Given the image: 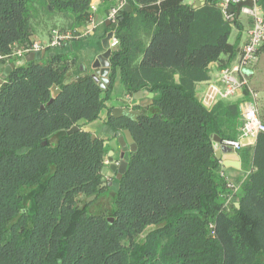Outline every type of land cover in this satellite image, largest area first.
<instances>
[{
  "label": "trees",
  "instance_id": "trees-1",
  "mask_svg": "<svg viewBox=\"0 0 264 264\" xmlns=\"http://www.w3.org/2000/svg\"><path fill=\"white\" fill-rule=\"evenodd\" d=\"M127 3L111 28L107 87L91 73L70 79L75 60L65 55L0 58V78L15 64L0 84V264H264V133L240 149L249 174L237 206L214 141L239 138L241 99L208 106L197 93L210 64L236 54L232 25L214 4ZM91 15V0H0V55L30 46L54 18L78 32ZM117 82L123 95L154 97L134 106L137 118L108 108L106 123L137 144L109 184L111 147L85 126Z\"/></svg>",
  "mask_w": 264,
  "mask_h": 264
},
{
  "label": "crops",
  "instance_id": "crops-1",
  "mask_svg": "<svg viewBox=\"0 0 264 264\" xmlns=\"http://www.w3.org/2000/svg\"><path fill=\"white\" fill-rule=\"evenodd\" d=\"M185 3L193 6L194 8H199L205 6L206 4H211V5L214 4L216 5L217 8H219L218 4L214 2V0H185ZM121 5H123V7H121V10H124L126 8V5L129 4L127 3V0H91V7H92L91 17L94 22V26L92 27V29L90 31H87V27L84 28L80 27L78 30L79 35L73 38L72 40H70L69 42H67L65 45L59 48H51V47L44 48L47 50V54L43 59L50 56L51 54L49 53L51 52H54L55 54L65 55L70 60L74 59L75 63L73 64L70 70V79H75L77 77L89 73H94L95 70L94 62L100 54L106 51V48L104 46V40L109 34V32L113 31L111 29L113 28L112 23L108 22L110 20L109 19L110 12L113 8H118ZM259 6L262 12L264 13V0H260ZM233 12H235L237 21L234 22L233 24L230 23L233 27V30L229 41L232 44L236 45L237 51L229 64H232L233 62L238 60L242 48L248 40L249 30L252 27V20H251L252 18L250 16L240 13L238 14L237 7H235V10ZM46 32L47 31H41V30L38 31L32 37V40H34L33 42L39 41L43 44H47L51 38V35H49ZM28 54H26L25 56L26 59ZM225 58L226 55H223V59ZM22 61L23 59L21 58L19 59L18 62H22ZM7 65L8 64H5L3 69H5ZM221 67L222 66L219 61L212 62L209 66L208 78L197 84V93L201 98L204 96L209 83L217 79ZM245 72L248 78L249 87L252 90H254L255 89L254 86L256 82L260 81L261 79H264V43L261 45L259 49L257 61L252 63L250 67H248L245 70ZM116 87H117V91H116L117 93L113 95L112 98L108 101L107 108L104 109L103 112L101 113V118L85 126L86 130H90L96 133L97 136L103 139L113 134L110 127L106 123L109 113L108 108L111 106L122 107L123 105H125V103L122 104V101L123 100L126 101L125 99L126 96L123 95V91L120 88L118 82L116 83ZM149 95L150 92L143 91V96L137 99L139 104L142 105L149 104L151 102V98ZM235 97L236 99L243 100L245 98L244 92L232 97V99L233 98L235 99ZM256 142L257 139H253L250 141H245L244 145L254 147ZM219 150H220V156H219L220 172L232 185L233 193H234V187L236 191H239L241 184L249 174V170H248L249 168L243 165V160L241 158L240 150L236 151L231 147L224 146L222 142L219 143ZM232 199H238V198L233 197Z\"/></svg>",
  "mask_w": 264,
  "mask_h": 264
},
{
  "label": "built area",
  "instance_id": "built-area-1",
  "mask_svg": "<svg viewBox=\"0 0 264 264\" xmlns=\"http://www.w3.org/2000/svg\"><path fill=\"white\" fill-rule=\"evenodd\" d=\"M214 2L218 4L225 19L231 24L237 18L235 12L230 11L231 6L237 7L239 4H243L240 9V14L248 15L252 18V27L249 30L248 40L244 44L238 60L220 69L217 79L209 83L208 89L202 97L203 102L209 106L220 99H228L241 94L245 88L248 89V95H245L240 105L243 125L239 138H226L222 140L223 145L239 151L244 146L245 141L257 139L261 133H264V121L260 115L257 94L249 87L245 72L252 63L257 61L259 49L264 43V13L259 6L260 0H214ZM247 2H252L253 5H247ZM121 7L123 5L111 10L109 19L112 22L118 20ZM93 26L94 22L91 17L87 31H90ZM78 35V32H62L54 29L47 44L35 41L25 48L16 47L10 56L0 55V58L23 57L29 52L38 51L47 47L59 48ZM117 43L118 40L114 36L111 46L114 47ZM229 186L232 187L231 184Z\"/></svg>",
  "mask_w": 264,
  "mask_h": 264
},
{
  "label": "water",
  "instance_id": "water-1",
  "mask_svg": "<svg viewBox=\"0 0 264 264\" xmlns=\"http://www.w3.org/2000/svg\"><path fill=\"white\" fill-rule=\"evenodd\" d=\"M246 4L247 5H253L252 2H247ZM242 6H243V4H239L237 6V13L238 14L240 13V9ZM127 9H130L129 5H126V8L124 10H121V12L119 13V16H118V20L116 22H112L111 20L108 21L109 23H112V27H116L123 20L124 12ZM234 10H235V7L231 6L230 11L233 12ZM113 38H114V31H111V32H109V34L107 35V37L104 40V46L106 48V51L104 53L100 54L94 62V68H95L94 77L97 79V81H99V83L102 87H106L107 84L109 83V73L111 70L110 56L112 54L111 44L113 43ZM46 54H47L46 49L34 51V52H31L27 55V59L28 60H33V59H39L40 60V59H43L46 56ZM49 54L54 55L55 53L51 52ZM14 66H15V64L11 63L5 67V69L3 70L2 77L0 78V84L4 81V78L9 75V73L11 72V70ZM60 92H61V90L59 89V87L57 85H54L52 88V98H51L50 102H52L59 95ZM142 96H143V91L141 90V91H138L134 95V98L139 99ZM149 96H150V98H153L154 93L150 92ZM141 112H142V110L128 109L127 107H114L113 108V115L115 117H122V116L127 115V116H131L133 118H137L141 114ZM115 136H117L118 142L120 143L121 147H125L127 144H129L131 151L137 150V144L135 142V139H134L130 129H125L123 131L122 135H120L119 133H115ZM94 138H95V135H93V139ZM221 142H222L221 138L216 136L215 141H214V146H215L216 155L218 156V158L220 156L219 143H221ZM222 148H224V147H222ZM114 154H115L114 150H110L108 152V156H109L110 161H113ZM127 167H128L127 160H123L120 165L112 162L110 164V166H104L102 172L105 174L108 171V169H110L113 172H118L117 177L121 178L123 176V174L125 173V171L127 170ZM105 184L106 183H104V185Z\"/></svg>",
  "mask_w": 264,
  "mask_h": 264
},
{
  "label": "flooded vegetation",
  "instance_id": "flooded-vegetation-1",
  "mask_svg": "<svg viewBox=\"0 0 264 264\" xmlns=\"http://www.w3.org/2000/svg\"><path fill=\"white\" fill-rule=\"evenodd\" d=\"M115 36V35H114ZM113 48V47H112ZM95 71V70H94ZM111 71V70H110ZM93 76H94V74H95V72L94 73H91ZM110 74V73H109ZM109 82H110V80H109ZM109 84V83H108ZM107 84V85H108ZM107 87V86H106ZM122 96V95H121ZM120 96V97H121ZM124 96H126L125 97V99H126V101H122V103H125V105H123L122 107H127L128 109H134V106L136 105V104H139V102H138V100L137 99H135L134 98V96H130V95H124ZM151 100H152V98H151ZM137 101V102H136ZM121 103V102H120ZM118 107H121V106H118ZM112 114H113V111H112ZM108 125V124H107ZM109 126V125H108ZM110 127V129H111V131L113 132V134H111V135H109L107 138H105V140H106V144H108L109 143V141H110V138H115L116 139V143H117V149H115L114 151H115V154H114V156H113V161H110V159H109V156L107 155V159H106V165L105 166H110V164L112 163V162H114V163H117V164H121V162L123 161V160H127V158H128V156H129V153H130V151H131V149H130V145L129 144H127L125 147H121L120 146V143L118 142V138H117V136H115V133H117V132H114V130L111 128V126H109ZM120 135H122L123 134V132H121V133H119ZM93 135H95V137H97V134L96 133H94ZM99 137V136H98ZM110 147H111V150H113L112 149V145H110ZM123 154V155H122ZM108 161V162H107ZM128 162V161H127ZM104 174V173H103ZM107 175H110V176H107ZM105 176L109 179V184H112L113 182H114V180L116 179L115 177H117L118 176V172H113V171H111L110 169H108V171L105 173Z\"/></svg>",
  "mask_w": 264,
  "mask_h": 264
},
{
  "label": "rangeland",
  "instance_id": "rangeland-1",
  "mask_svg": "<svg viewBox=\"0 0 264 264\" xmlns=\"http://www.w3.org/2000/svg\"><path fill=\"white\" fill-rule=\"evenodd\" d=\"M66 22V20H63V19H57V18H54L53 19V21H51L50 22V24H57V27H53V26H50L46 31V33H48L49 35H51L52 34V31L54 30V29H57V30H60V31H62V32H69L68 30L69 29H62V25L64 24ZM7 58V57H6ZM4 62H7V61H4ZM7 64H10L9 62L7 63ZM4 66H5V63L3 64V68H4ZM4 70V69H3ZM255 89H254V91L256 92V94H257V102H258V106H259V111H260V115H261V118L263 119V121H264V79H261L260 81H258V82H256V84H255ZM207 89H208V87H207ZM206 89V90H207ZM228 99H230V100H234V98L232 99V97L231 98H228ZM235 99H236V97H235ZM123 104V103H122ZM118 107V106H117ZM108 146H110V145H112V149L113 150H115V149H117L118 147H117V143H116V139L115 138H110V141H109V143L107 144ZM108 162V161H107ZM105 165H106V161H105ZM107 176H110V175H107ZM105 179L107 180V181H109V179L105 176ZM232 188V187H231ZM238 191H236V189H235V187H234V193H233V195L230 197V199H229V201H230V203L231 202H235L236 203V205L237 206H239L238 204H239V202L237 201L238 199H232L233 197H236L235 195H236V193H237ZM83 198V201H82V204H83V202L84 201H87V200H89V199H91V198H86V197H82Z\"/></svg>",
  "mask_w": 264,
  "mask_h": 264
}]
</instances>
